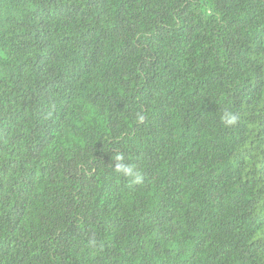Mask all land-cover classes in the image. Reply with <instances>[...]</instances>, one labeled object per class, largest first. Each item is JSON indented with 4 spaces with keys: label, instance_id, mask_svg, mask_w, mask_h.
<instances>
[{
    "label": "trees",
    "instance_id": "trees-1",
    "mask_svg": "<svg viewBox=\"0 0 264 264\" xmlns=\"http://www.w3.org/2000/svg\"><path fill=\"white\" fill-rule=\"evenodd\" d=\"M0 264H264V0H0Z\"/></svg>",
    "mask_w": 264,
    "mask_h": 264
},
{
    "label": "clouds",
    "instance_id": "clouds-1",
    "mask_svg": "<svg viewBox=\"0 0 264 264\" xmlns=\"http://www.w3.org/2000/svg\"><path fill=\"white\" fill-rule=\"evenodd\" d=\"M222 119L228 124H232L235 123L237 117L225 111ZM112 160L115 162L114 171L121 176L128 178L130 183L139 184L143 181L142 173L133 164L125 162L123 153H115Z\"/></svg>",
    "mask_w": 264,
    "mask_h": 264
}]
</instances>
